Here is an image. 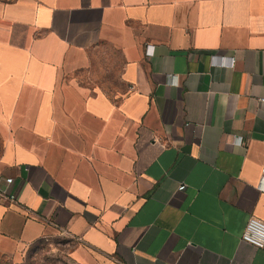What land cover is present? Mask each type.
Instances as JSON below:
<instances>
[{"label":"crops","instance_id":"crops-1","mask_svg":"<svg viewBox=\"0 0 264 264\" xmlns=\"http://www.w3.org/2000/svg\"><path fill=\"white\" fill-rule=\"evenodd\" d=\"M0 174V256L264 264V0H0Z\"/></svg>","mask_w":264,"mask_h":264},{"label":"rangeland","instance_id":"rangeland-1","mask_svg":"<svg viewBox=\"0 0 264 264\" xmlns=\"http://www.w3.org/2000/svg\"><path fill=\"white\" fill-rule=\"evenodd\" d=\"M68 248L65 235L52 234L30 244L20 261L2 255L0 264H15L27 260L33 264H75L69 257Z\"/></svg>","mask_w":264,"mask_h":264},{"label":"built area","instance_id":"built-area-1","mask_svg":"<svg viewBox=\"0 0 264 264\" xmlns=\"http://www.w3.org/2000/svg\"><path fill=\"white\" fill-rule=\"evenodd\" d=\"M146 51L148 54H153L154 45L149 43L146 46ZM213 61L217 64L233 67L236 64L237 58L234 55H214ZM237 137V142L239 143L241 141V137ZM13 181V176L0 174V197L9 198L11 200L17 199L16 192H10L8 188L13 183ZM185 187V183H181L179 185V189H184ZM261 187L264 188V175L262 178ZM241 239L253 244L256 247H264V220L256 216H251L247 221L245 229L241 235Z\"/></svg>","mask_w":264,"mask_h":264},{"label":"trees","instance_id":"trees-1","mask_svg":"<svg viewBox=\"0 0 264 264\" xmlns=\"http://www.w3.org/2000/svg\"><path fill=\"white\" fill-rule=\"evenodd\" d=\"M15 264H33L32 262H30L29 260L25 261V262H18Z\"/></svg>","mask_w":264,"mask_h":264}]
</instances>
